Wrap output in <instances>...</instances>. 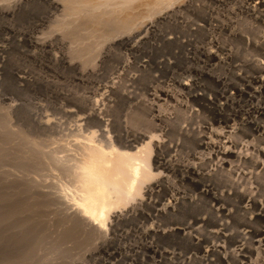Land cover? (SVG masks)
Instances as JSON below:
<instances>
[{
    "label": "rangeland",
    "instance_id": "rangeland-1",
    "mask_svg": "<svg viewBox=\"0 0 264 264\" xmlns=\"http://www.w3.org/2000/svg\"><path fill=\"white\" fill-rule=\"evenodd\" d=\"M1 1L5 2L6 0H0V2ZM7 1L11 2L12 0ZM184 1L178 4L177 7L174 6L175 9L177 8L176 10L179 8V13L177 12L175 17L172 15L170 18L169 15L166 17L167 19L155 21L153 28H151V30L149 29L147 33L144 32L137 36L130 37L128 39L130 42L127 40L128 43L125 41L115 44L107 42L103 46L104 49H101L105 51V53L107 52V57H103L102 59L104 60H100L102 62H97L98 68L96 66V75L92 77V79H94L92 84L77 79L71 68L68 69L60 65L57 66L58 64L51 66L48 61V55L46 54L47 56L45 57L43 51L30 45L27 36L30 38L31 36L40 35L36 32L35 25L38 23L39 17L45 13V6L38 3L22 4V6L15 9L12 15L4 16L0 14V114L3 116L0 117V123L3 124L2 126L6 125L5 127H15L16 130L14 131H16L15 135H17L13 139V145L10 140V147L8 146L9 140H4L0 136V151H3L2 153L6 152V150H2L5 147H8V151H15L19 148V142L27 139L25 138L27 135L30 138V141L28 139L27 142L32 144V141L35 142L36 139L38 146H43L45 149L49 147L53 148L54 145L57 144L55 147L57 149L59 148L57 150L59 154L58 152L56 153L61 155L63 149L58 146L60 145L59 142H64V139L65 141L66 139L68 140L66 142H69L70 139L71 142L73 138L68 127L75 123V116L63 111L66 110V108H72V96L75 95L77 97L78 95H84L82 98H99L98 95H94L91 90H95L96 86L100 83L106 84L107 82V84L110 85L108 82H111L112 80L110 79L114 78V81H118L116 82L119 85V91L123 93V95L121 94L123 99H119L118 97L119 100L115 98L117 100V102L115 101L116 103L114 102L109 106H102L105 112L104 115L102 114L104 118H109L116 122V124H119V130L127 135L136 134L135 137L138 135L142 137L144 134V137H148L157 134L160 136V157L163 160H169V163L171 162L176 166H187L188 163L189 166H196L199 163L197 166H199L200 169H198L197 166L196 168L198 171L201 170L200 175H202L200 176L195 172L192 173L191 170L183 171L184 174L177 172L171 175L168 185L170 187L177 184V187H175L176 189L178 188L177 193L179 195L181 194V197L183 196L185 199L189 197L188 200L194 198V201H197V203L195 202L193 205L194 208H179V210L176 211L178 214L173 217L176 220L173 218L168 220V218L162 217H158V220L157 218L147 220L142 214L127 216V218L123 219L124 221L120 220V222H118L119 224H116L117 226L114 227L113 232L109 234V242L108 240L104 242L106 244L103 248L101 247L102 250H97V253H89L86 251L87 244L84 243L83 231L78 230L79 228L75 230L68 229L65 226L67 224L65 223V217L61 214L59 209H56L57 211H55L54 214H46L47 203L43 200H36L35 196L30 200V212L29 209L27 211L28 204H25L23 201L26 211L23 212L24 214H14V218L12 219H15L14 224H16H12V228L11 226H8V228H1L5 234L0 233V240L1 242L3 241V243L0 242V254H2L0 255V264H40L41 262H50V260H55L57 263L66 262L67 260H77L83 264H172L173 262V264H264V249H262L264 248V231H262L264 230V112L258 109L264 107V89L262 87L264 86V82H261V78H258L264 74V68H261L263 64H259L260 66L257 67L258 63L264 61V52L262 51L264 46V19H262L264 18V4H258L257 9L256 7L254 9V7L245 2L246 0H241L246 4H241L243 2L240 0ZM14 2L13 0L10 4L13 5ZM248 2L250 3V1ZM254 2L258 3L262 2V0H254ZM237 5H239L238 9ZM249 6L250 8H248ZM260 12H262V15ZM170 19L172 21L175 19L173 21L174 23H172ZM190 28L194 31L193 33L191 31L189 36L188 34H181V31L186 33V31L191 30ZM199 30H201V32H199L201 34L197 33ZM171 32H173V34ZM174 32H176V37L174 36ZM23 35H25V38ZM182 35L187 36V38L184 36L187 40L183 38ZM170 36L172 37L171 41L170 39L165 40V37L169 38ZM178 40H181V42ZM258 41L259 43H256ZM260 41L263 43H260ZM258 47L261 48V50ZM56 49L59 50L58 47H56L55 50ZM55 50H53V53H56L57 50ZM57 52L56 54H60V51ZM46 65L49 67L46 68ZM55 66L61 68L57 69ZM262 67H264V65ZM256 68L257 70L260 68L259 71H261L262 74L257 71ZM254 73H256V76L251 75ZM37 75L44 77L55 85L44 86L36 83L31 86L23 84V82L18 79L19 76L32 78ZM116 76H121L120 79L118 77L120 81L116 79ZM184 77L189 80L191 79L192 82H196L192 87L196 92H191V90H193L192 88L191 90H185L179 87L176 80ZM186 78H184V81ZM263 78L264 76H262V81H264ZM258 84L260 85L259 87ZM52 89H58L62 93L57 94V92ZM197 93H205L211 96L216 104L220 102L219 109L211 107L214 106L213 104L199 100L194 96V94ZM62 96L64 98H62ZM16 105L17 107H15ZM254 110H258L257 112L259 113L254 112ZM259 114L262 115L259 116ZM47 118L53 121L57 126L48 129L39 128L40 125L38 126V121L40 123L41 120ZM9 123L11 124L8 125ZM1 124L0 128H2ZM17 132L23 133V136L19 135L22 138L20 137V139H18L19 133L17 134ZM209 134L210 137H208ZM199 137L204 138L202 139ZM206 140H208V142ZM14 141H16V144ZM2 142L3 144H1ZM4 142L6 144H4ZM198 144H200L201 148ZM63 145H65V142ZM216 145H218V147H216ZM46 146H48V148ZM224 149H226V153ZM230 151L234 154L231 155ZM62 152L64 155H68L71 150L70 152L69 149L63 150ZM219 152L221 154L225 153L224 156ZM2 153L1 157H3ZM213 155L216 156L214 157ZM1 157L0 159L2 161L0 160V166L2 165V167L6 168L10 167L12 170L18 169V167L16 168V165L18 166L16 161L10 162L6 160V158L2 159ZM222 157H224V159H222ZM219 159L221 164H223H220V166L223 167L222 169L220 166H217L220 163L217 161ZM193 162L197 164H193ZM203 164L204 166H201ZM215 164H217V167ZM46 166H48L50 170L52 169V174H56L53 175L55 176L53 178L57 176V180H54L55 182L57 181L56 184L58 188L62 187L60 185L64 187L63 183L65 182L67 183L66 186H69L68 189H71L70 192H75L76 188L73 187L77 183L73 181L76 178L74 175V177L72 175V177L70 176V171V173L66 171L65 173L51 162H48V164L46 163ZM209 170L210 172L212 171L211 174ZM54 171L57 172L55 173ZM206 174L208 178L205 177ZM214 174H216L217 177ZM68 175L70 176L69 178ZM66 178H68V180ZM67 181L76 184L72 185ZM203 181H207V184L210 188L213 187L212 191L214 190L217 195L220 194V202L216 204L210 201V197L206 196L207 194L204 190L206 182L204 183ZM200 183H202L201 186ZM209 183L212 184V186ZM66 186L64 189L67 188ZM63 187L60 189L63 190ZM201 188L203 190H201ZM161 194L163 196L165 195V197L162 196L164 199L170 197V191L168 193L162 192ZM172 195H174L172 196L173 198L179 196L177 194ZM15 200L17 208L20 207L21 203L19 202H22L19 201L20 198ZM246 200H249L247 205L245 202ZM209 201L211 202L210 204ZM17 202L19 205H17ZM249 203H251V205ZM211 206H215L214 208L217 210ZM219 206L224 211H218L220 210ZM31 207L32 209L34 208L33 211ZM223 207L225 209H223ZM36 208H38V210L40 209L39 211L36 210L39 214L43 212L46 213H43L44 215H38L36 214L37 212L35 213ZM259 209H262V211L260 212ZM214 210L218 211L215 215ZM229 210L231 212H229ZM145 211H149V208L145 207ZM35 214L36 217H34ZM45 215H52V219L48 216L47 218ZM42 216L50 220H44ZM62 216L63 218L61 219ZM200 217H205L207 220L203 223L199 221L200 225H202L201 230H195V232H193V229H190V231L187 230L192 234L188 233V236L187 234L186 236L184 235L185 237L158 238L151 234H143V230L155 227L154 222L160 226V228L162 226L170 227V225L174 227L176 224L182 227L187 224H199L197 221ZM17 218H25L26 222L25 219H22V221L18 219V221H16ZM208 219H211V221H208ZM32 220H34V222H32ZM20 221H24L23 223H25V226L29 223L27 226L28 228H24L23 223ZM205 222L208 223L206 224ZM151 223L153 225H151ZM181 223L184 225L182 224L181 226ZM221 225L223 227L220 228ZM14 227L15 230L13 229ZM211 227H213V229ZM216 230H220V233H216L217 235L213 233L216 232ZM244 230H247V233ZM238 231L241 233L242 239H240L241 236H238L240 235ZM55 232H61L60 236L62 235L63 237L61 236L55 241ZM221 232H223V234H221ZM16 233L19 234L16 235ZM75 233L83 240H76L78 245L74 244L75 240L73 235ZM9 234L12 235L10 236ZM41 235L45 236L44 238L46 240L43 239L45 242H41V238H43ZM6 237L11 238V241L5 239ZM21 237H23V239ZM14 238L17 241H15ZM68 238L69 240L67 241ZM70 238H73V240ZM29 239L32 240L29 242ZM12 240H14V242ZM220 240L221 243L219 242ZM4 241L9 243H4ZM60 241H63V245H60L61 243L59 244ZM149 242L154 247L156 246L155 248L158 251H151L152 253H150L149 250L147 251L145 246L148 245ZM64 243L70 247H67ZM214 243L217 244V249L212 247L208 252L204 251L207 249V246L209 247ZM54 244L60 247H55ZM237 244L245 245V247L242 245L240 247V245ZM45 245H47V252L44 251V249L46 250ZM257 245L260 246V248L257 247ZM42 246L45 248L43 249ZM234 246H237L236 249H245L243 250L245 251L244 255L241 249L236 250ZM49 247L52 251L49 250ZM82 248L84 249L82 250ZM65 249L68 251L66 252ZM71 249L73 250L71 253L74 254V256L70 255L71 253L69 251ZM78 249L82 250L81 252L83 253H80ZM232 249L235 251L233 252ZM60 251L63 255L66 254V257L63 256L61 259H58L57 256H62ZM240 251L242 252L241 254H239ZM5 252H7V256H5ZM235 252L239 257L234 254ZM41 253L44 256L41 257ZM83 254L86 255L81 259ZM14 255H19L20 257ZM69 255L72 256L73 259ZM231 255H235L236 257H231ZM53 256H55V259L52 258ZM11 257L12 260H10ZM24 257L27 259L24 260ZM64 257L66 260L63 259ZM48 259L50 260L48 261ZM244 260H246V262Z\"/></svg>",
    "mask_w": 264,
    "mask_h": 264
},
{
    "label": "bare ground",
    "instance_id": "bare-ground-1",
    "mask_svg": "<svg viewBox=\"0 0 264 264\" xmlns=\"http://www.w3.org/2000/svg\"><path fill=\"white\" fill-rule=\"evenodd\" d=\"M14 1L15 2L13 5L10 4L11 3L10 1H9L10 3L7 0L5 2L1 1L0 2V14L4 15V16L12 15L15 12V9L19 6H22V4L25 5V4H31V3H38V4L45 6V9H46L45 13H43L39 17V21L35 25L36 26L35 29L37 30L36 32H38L40 35H37V36L36 35L35 36L29 35V36H31L29 38L26 34L27 40L29 39L30 45L34 46V48L37 47L41 51H43L45 53V57L48 55L49 60H48V58H47V60L49 61L51 66L58 64L57 66L60 65L62 67H67L68 69L71 68L74 71L73 73H75V77L77 79L84 80V81H87L90 84H92L94 82L93 81L94 79H92V77L94 75H96L95 69L97 70V68H98L97 62L100 61L103 57H107V52L105 53V51L101 50L107 42L112 43V44L120 43L122 41L127 42V40L132 36H137V35L144 33V32L147 33L149 31V29L151 30V28H153L155 21H159L161 19H167L166 17H168L169 15H170V18L172 15H173V17H175L176 13L177 12L179 13V8H178V10H176L177 8L175 9L174 6L177 7V5L182 3V1H184V0H182V1L181 0H14ZM248 1H250V3ZM241 2H243V3H241ZM241 2H238V3H241V4L248 3V4H250V6L254 7V9H255V7L257 9L258 4L259 5L264 4L263 0H262V2H258V3L254 2V0H246L245 1L246 3H244V1H241ZM184 3H185V1H184ZM241 4H240V7H241ZM238 6L239 5H237V9H238ZM250 6L248 8H250ZM246 10H248V9H246ZM247 13H248V11H247ZM261 13L262 12H260V14ZM263 13H264V10H263ZM252 16H255V15H252ZM262 19H264V18H262ZM173 21L171 20L172 23H174ZM191 31H192V29L190 31H186V33L181 31V34L184 33L186 35L188 34V36H189ZM193 31H192V33H193ZM199 32H201V30H199L197 33H199ZM171 33L173 34V32H171ZM175 33L176 32H174V34ZM195 33H196V31H195ZM177 34H178V32H177ZM199 34H201V33H199ZM203 34H205V33H203ZM171 36H173V35H171ZM171 36L169 38L165 37V40L170 39V41H171L172 40ZM174 36L176 37V34ZM182 36H183V38H185V37L187 38V36H185V35H182ZM23 37L25 38V35H23ZM177 37H179V36H177ZM241 37H242V34H241ZM128 41L130 42V40H128ZM174 41H176V40H174ZM178 41L181 42V40H178ZM256 43H259V41ZM260 43H263V42L260 41ZM56 47L59 48V50H57V49L56 50L60 51V54H56V53H58L55 50ZM109 47H110V45H109ZM259 49L261 50V48H259ZM263 49H264V46H263ZM263 49H262V51L264 52ZM53 50H55L56 53H53L54 52ZM30 53H32V52H30ZM102 60H104V59H102ZM100 62H102V61H100ZM43 63H45V62H43ZM43 63H42V65H43ZM259 64L264 65V61L262 63H258L257 67L260 66ZM263 65H261V68H264V67H262ZM57 66H55L57 69L61 68V67L58 68ZM96 66H97V68H96ZM255 66H256V64H255ZM48 67L49 66H47L46 68H48ZM256 70H257V68H256ZM259 70H260V68H258L257 71H259ZM259 72L262 74L261 71H259ZM259 72H257V73H259ZM255 74L256 73L251 74V75L256 76ZM262 76H264V74H262ZM262 76L258 77V78H261V82H264V81H262ZM118 77L116 76V79H118ZM241 77H243V76H241ZM120 78H121V76L119 77V79ZM184 78H186V77H184ZM184 78L177 79L176 82H178L179 87H181V89L191 90V88L194 86V83L196 84V82H194V81L192 82L191 79L189 80L187 78L184 81ZM18 79L21 82H23V84L31 85V86L35 85L36 83H39L40 85H44V86L55 85V84L51 83V81H48L47 79H45L44 77L39 76V75L32 77V78L19 76ZM113 79L114 78L110 79L112 81L108 82L110 85H108L107 82H106V84L100 83L101 85L98 84L96 86L95 90L94 89L91 90V91H93L92 93H94V95H98L99 98L90 99L89 97H87V98L83 97L82 98V96H84V95H80V96L78 95L77 97L75 95H73L72 99H71L73 101L72 102L73 104L71 106L72 108H69V109L66 108V110H63L67 114H71V115L75 116V123L73 125H71L72 127L71 126L68 127L69 132H71V135H73L71 142H70V139H69L70 143L66 142V141H68L67 139H66V141H65V139L64 140L62 139L65 142V145H63L64 142H59L60 145H58L63 150L69 149V152L71 150V152L68 155H64V153L62 152L63 150L62 151L60 150L61 155H58L59 152L57 150L59 148L57 149L55 147L57 144L54 145L53 148L52 147L48 148V146H46L48 149H45L43 146H41L42 148L39 147L38 142L36 143V139H35V142L32 141V144H31L30 142H27L28 139L30 141V138L26 134H25L26 135L25 138H27V139L25 141L22 140L19 142V145H18L19 148H17L18 150L16 149L15 151L11 152V151L7 150L8 147H5L2 150H6V152L2 153L3 151L2 152L0 151L2 153V156H3V157H1V153H0V157L2 159L6 158V160H8L10 162L16 161V164H18V166L16 165V168L18 167L17 170H12V168H10V167L9 168L2 167V165L0 166V233L5 234L3 232V230H1V228L2 229H3V227L8 228V226L9 227L11 226V228H12V224L13 225L16 224V223L14 224L15 219L14 220L12 219V218H14V214H24L23 212L26 211L24 202H25V204H28V208H27V211H28L30 200H32L35 196H36L35 197L36 200H40V201L43 200L47 203V205H46L47 206V210H46L47 213L46 212H43V213L54 214V212L59 209L61 211V214L65 217V220H66L65 223H67L65 226L68 229L70 228V229L75 230V229L79 228L78 230L83 231L84 243L87 244V248L86 247H84V248H86V251L89 253H95L97 250L101 249V247L103 248L104 245L106 244L104 242H106L107 240L109 242V234H111L113 232L114 227L117 226L116 224L118 222H120V220L127 218V216L129 217L131 215L133 216L134 214H136V215L142 214L143 217H145L147 220L148 219L153 220L156 218L158 220V217L159 218L160 217L168 218V220H170V218H173L178 214V212H176V211L179 210V208H181V207H184V208L187 207L188 209L194 208L193 207L194 203L195 202L197 203V201H194V198L193 199L190 198L191 200H188L189 197L187 198L185 195V197L187 199L186 200L183 196L182 197L180 196L181 194L179 195L177 193L178 192V188L176 189L177 184H175L176 187L175 186L169 187L168 185H169L171 175L176 174L177 172H181L182 174H184L185 171L191 170L192 173L195 172L196 174L200 175L201 170L198 171L196 168V166L199 163L197 164L195 162L197 164L196 166H193V165L189 166V163L187 164V166H185V165L176 166V165L172 164L171 162L169 163L168 162L169 160L165 161L160 157V142H159L160 136H158L157 134L156 135L153 134V136L151 135L148 137H144L145 136L144 134L142 135V137L140 135L135 137L136 134L127 135L123 131L119 130V127H118L119 124H116V122H114L113 120H111L109 118H106V119L104 118L103 115L105 114V112L103 111L104 108L102 106H105V105L109 106V105L113 104L115 101L117 102V100L115 98L118 99V97H119V99H123L122 98L123 96L121 97V94L123 95V93H121L119 91V85L117 83L118 81L117 80L114 81ZM107 81H109V80H107ZM259 86L260 85L258 84V87ZM262 87L264 89V86H262ZM52 90L57 92V94L62 93L58 89H52ZM191 92H196V91L193 89V90H191ZM67 96H68V93H67ZM194 96L197 97L199 100H202V102L205 101L206 103L213 104L214 106L210 105L211 107H215V109L216 108L219 109V105H220L219 103L220 102L219 103L217 102L218 104L214 103V100L212 99L211 96H208L205 93H197V94H194ZM62 98H64V97L62 96ZM100 101H102V102H100ZM263 101H264V99H263ZM15 107H17V105ZM259 107H261V106H259ZM257 108H258V106H257ZM105 109H106V107H105ZM107 109H109V108H107ZM258 109H260L262 112H264V107H261ZM257 111L254 110V112H257ZM257 113H259V112H257ZM260 115H262V114H259V116ZM0 117H3V116L1 115ZM8 120H10V119H8ZM10 124L11 123H9L8 125H10ZM37 124H38V126L40 125L39 128H42V129H48V128H53V127L57 126L53 121L49 120L48 118L41 120L40 123L38 121ZM2 125L3 124H1V126ZM5 126L6 125H4V126H2V128H0V136L4 140L5 139L9 140V142L7 141L9 143L8 146L10 145L11 141H12L11 144L13 145V139L15 138V136H17V135H15L16 131H14V130H16V128L14 127L15 128L14 129L11 126H10V128L5 127ZM226 127H227V124H226ZM121 129H122V127H121ZM19 132H21V131H19ZM19 132H17V134ZM23 132H24V130H23ZM19 135L23 136V133L18 134V137H19L18 139H20V137H21ZM65 136H67V135H65ZM208 137H210V134ZM199 138H202V137H199ZM213 140H214V138H213ZM206 141L208 142V140H206ZM5 142H4V144H6ZM15 142L16 141H14V143ZM33 142H34V144H33ZM61 143H63V144H61ZM68 143H69V145L67 146ZM1 144H3V142ZM200 144H198L199 147H200ZM216 147H218V145H216ZM0 148H1V146H0ZM219 149H220V147H219ZM226 149H224V152ZM220 150L222 151V149H220ZM56 152H58V154ZM231 152L232 151H230V153ZM62 153H63V155H62ZM194 154H195V152H194ZM216 154H218V153H216ZM224 154H221V155L224 156ZM232 154H234V153H231V155ZM228 155H229V153H228ZM213 156L215 157L216 155H213ZM220 159L217 161L220 162ZM222 159H224V157H222ZM6 160H3V161H6ZM48 162L53 163L61 171H64V172L66 171L68 173L71 172L70 176L71 175L75 176L76 179L73 182L76 181L77 184L73 183V182L70 183V181H67L72 185L76 184V185H74V187L72 186L73 188H76L75 192H70L71 189L70 190L68 189L69 186H66L67 183H65V182L63 184H64V187L66 186L67 188L64 189L63 185H60L63 187V190L60 189V188H62L60 186H59L60 188H58V186L56 184L57 181L55 182V180H57V176H56V178H53V177H55L53 175H56V174H52L53 173L52 169L50 170V168L48 166H46V163L48 164ZM195 163L193 162V164H195ZM222 163H223V160H222ZM220 164H221V162L218 165L215 164V166L217 165L219 167ZM221 165H223V164H221ZM201 166H204V164ZM197 167H198V169H200L199 166H197ZM220 168L222 169L223 167L220 166ZM214 169H215V167H214ZM53 170H55V169H53ZM206 171H207V169H206ZM54 172L56 173L57 171H54ZM209 172H210V170H209ZM211 172H210V174H211ZM202 173H203V171H202ZM213 173H217V172H213ZM59 174H60V172H59ZM214 175L217 177L216 174H214ZM70 176L68 175V178ZM200 176H202V175H200ZM205 177H207V174ZM68 178H66V179L68 180ZM214 178H212V179H214ZM188 181H190V180H188ZM207 181H209V180H207ZM207 181H203L204 183L206 182V184L204 185V187H205L204 190H205V193L207 194L206 196L210 197V199H211L210 201L217 204L221 200V198L219 196L220 194L217 195L214 190H213L214 191L213 192L212 191L213 187L210 188V186L207 184ZM210 182H212V181H210ZM172 184H174V183H172ZM201 184L202 183H200V186H201ZM210 185L212 186V184H210ZM202 188H201V190H203ZM67 191H69V192H67ZM169 191H170V195H169L170 197L169 198L166 197V199H164L163 197H165V195L163 196L161 193L162 192L168 193ZM205 193H203V194H205ZM172 194H177L179 196H177V198H173L172 196H174V195H172ZM17 195H18V197H17ZM247 197H248V195H247ZM17 198H20L19 201H22V202L24 201L23 203L18 201L19 203L22 204V205L20 204V207H18V208L15 205V201H16L15 199H17ZM171 198H173V199H171ZM249 200L245 201L246 205L249 202ZM210 201H209V204L211 203ZM254 202H255V200H254ZM19 203L17 205H19ZM243 203H244V201H243ZM249 204L251 205V203H249ZM42 205H44V204H42ZM255 205H256V202H255ZM145 207L149 208V211H145ZM214 207H212V208H214ZM261 207H262V205H261ZM38 208L35 209V213L37 212L36 214H38V215H44L43 213H41V214L38 213V211L40 210V209L38 210ZM219 208H220V206H219ZM31 209H32V207H31ZM33 209H32V211H33ZM214 209L217 210L216 208H214ZM223 209H225V208L223 207ZM36 210H38V211H36ZM259 210H260V212L262 211V209H259ZM218 211L222 212L224 210H222V208H220V210H218ZM218 211H215L214 215ZM30 212H31V210H30ZM229 212H231V211L229 210ZM57 213H59V212H57ZM181 213H182V210H181ZM36 214L34 217H36ZM63 216L61 217V219L63 218ZM46 217L44 218L42 216V218H44V220L47 219L48 217H50V219H52L51 218L52 215L48 216L47 218ZM18 219L19 218H17L16 221H18ZM22 219L24 220L25 218H21L19 220L22 221ZM50 219H47V220H50ZM173 219H175V218H173ZM192 219H194V218H192ZM38 220H39V218H38ZM38 220H37V222H38ZM57 221H55V222H57ZM199 221H201L203 223L204 221H207V220L205 219V217L204 218L200 217V219H198L197 222L199 223ZM208 221H211V219H208ZM212 221H213V219H212ZM23 222H21V223H23ZM25 222H26V219H25ZM32 222H34V220H32ZM42 222H43V220H42ZM27 223H28V221H27ZM152 223H151V225H153ZM183 223H181V226ZM28 225H29V223L27 224V226ZM177 225L178 224H176V226L174 225V227H173V225L172 226L170 225V227L169 226H167V227L162 226L160 228V226H158L154 222L155 227L143 230V234H145V235L151 234V235L156 236L158 238H164V237L165 238L166 237L172 238V237H178V236L183 237L184 235L186 236V234L188 236V233H190L188 231H190V229H193L194 230L193 232H195V230L199 231L202 228V225H200V223L197 225H190V224L184 225L183 224L184 226H182V227L177 226ZM222 225L220 226V228L224 226V225L223 226ZM23 226H24V228H28L27 226H25V223H23ZM15 227L13 228L14 230H15ZM20 228H21V225H20ZM211 228L213 229V227H211ZM40 230H42V229H40ZM209 230H211V229H209ZM219 231L216 230V232H213V233L214 234H216L217 232L220 233ZM244 231H243V233H244ZM262 231H264V230H262ZM16 232H17V230H16ZM200 232H202V231H200ZM245 232L247 233V230ZM18 234L16 233V235H18ZM60 234H61V232L60 233L55 232V235H54L55 241L59 237L62 236V235L60 236ZM190 234H192V233H190ZM221 234H223V232H221ZM80 235H82V234H80ZM243 235H246V234H243ZM260 235H262V234H260ZM2 236H4V235H2ZM13 236H15V235H13ZM212 236H213V234H212ZM218 236H220V235H218ZM238 236H241V233ZM15 237H17V236H15ZM42 237L43 238H41L42 239L41 242L42 241L45 242V240H46L44 238L45 236H42ZM49 237H51V236H49ZM52 237H53V235H52ZM260 237H262V236H260ZM21 238L23 239V237H21ZM27 238H28V235H27ZM73 238L75 240L74 241L75 245H78L77 244L78 242L76 240H78V239L80 241L82 240V238L80 237L81 238L80 239L78 237V234H76V233L73 235ZM73 238H70V239L73 240ZM5 239L10 240L11 238L6 237ZM17 239L21 240L19 238H17ZM43 239H45V240H43ZM240 239H242V236L240 237ZM31 240L32 239H29V242ZM68 240H69V238L67 239V241ZM189 240H190V238H189ZM12 241L14 242V240H12ZM15 241H17V240L15 239ZM21 241H23V240H21ZM38 241H40V240H38ZM0 242H1V240H0ZM34 242H35V240H34ZM219 242L221 243V240ZM1 243H3V241ZM4 243H9V242L4 241ZM18 243H19V241H18ZM81 243H83V242H81ZM217 243H218V241H217ZM21 244H23V243H21ZM46 244H48V243H46ZM59 244L63 245V241H60ZM29 245H30V243H29ZM64 245H66V244L64 243ZM237 245H240V244H237ZM241 245H240V247H241ZM258 245H257V247L260 248V246H258ZM45 246H46V250L44 249L45 248L44 246H42V247H43L44 251L47 252V245H45ZM54 246H55V244H54ZM57 246H55V247H57ZM66 246L70 247L68 245H66ZM80 246H82V245H80ZM210 246L209 247L207 246V249L204 251L208 252L209 250H211L210 248H212V247H215V249L218 248V247H216L217 246L216 243H214ZM58 247H60V246H58ZM155 247L153 245H151L150 242L148 245L145 246L147 251L149 250L150 253H152L153 251H158ZM236 247L234 249H236ZM243 247H245V245ZM263 247H264V245H263ZM37 248H39V247H37ZM71 248H72V246H71ZM84 248H82V250ZM53 249H54V247H53ZM80 249H78L80 251V253H83V252H81L82 250H80ZM240 249L237 248L236 250H240ZM262 249H264V248H262ZM49 250H51L50 247H49ZM73 250H74V248H73ZM73 250L71 249L69 252L71 253V251H73ZM75 250H76V248H75ZM219 250H221V249H219ZM232 250H231V252H232ZM241 250L243 251L245 249L242 248ZM10 251H12V250H10ZM65 251L67 252L68 250L65 249ZM234 251L235 250H233V252ZM116 252H117V249H116ZM219 252H221V251H219ZM236 252L234 254L236 256H238V254H236ZM244 252L245 251H243V255H244ZM5 253H6L5 256H7V252H5ZM23 253H24V251H23ZM60 253H61V251H60ZM241 253L242 252L240 251L239 254H241ZM61 254H62V256L60 255V257L57 255H55V256H57L58 259L59 258L61 259L63 256L66 255V254L63 255V253H61ZM0 255H2V254H0ZM47 255H49V254H47ZM70 255L74 256V254H72V253ZM84 255H86V254H83L81 259L84 257ZM91 255H93V254H91ZM235 255H231V257H233ZM14 256H16V255H14ZM40 256L42 257L44 255L41 253ZM55 256H53L52 258H54ZM16 257H20V256L18 255ZM22 257H23V255H22ZM48 257H50V256H48ZM65 257L63 259H65ZM67 257H68V255H67ZM70 257L73 259L72 256H70ZM23 259L25 260L27 258L24 257ZM10 260H12V257ZM49 260L50 259H48V261ZM244 261L246 262V260H244ZM5 262H7V261H5ZM22 262H23V260H22ZM41 263H43V264H61V263L62 264H83L82 262H78L77 260H72V261L67 260L66 262H61V263H57V262H55V260H53V261L50 260V262H45V263L41 262ZM248 264H250V263H248Z\"/></svg>",
    "mask_w": 264,
    "mask_h": 264
}]
</instances>
